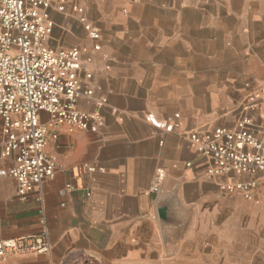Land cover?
I'll use <instances>...</instances> for the list:
<instances>
[{
  "label": "crops",
  "instance_id": "obj_1",
  "mask_svg": "<svg viewBox=\"0 0 264 264\" xmlns=\"http://www.w3.org/2000/svg\"><path fill=\"white\" fill-rule=\"evenodd\" d=\"M243 1L260 0L52 1L47 45L85 48L82 58L92 75L93 95L106 101L97 106L80 98L79 109L99 112L96 130L62 129L45 147L56 164L53 178L42 184L51 251L8 254L0 264H62L77 252L98 264H264L258 232L245 229L233 236L217 230L215 218L210 221L218 195H229L218 188L226 177L207 173L208 161L193 150L186 134L217 126H207L199 114L168 109L155 94L130 90L142 67H161V51L185 47L190 33L215 30L221 25L218 18L228 13L223 5L232 8ZM60 4L64 10H58ZM80 17L98 29L97 40L89 38ZM259 94L260 105L247 111L254 118L264 113ZM148 112L159 119L178 113L176 126L167 132L157 129L145 120ZM243 113L219 126L234 127ZM41 117L47 115L41 112ZM10 163L0 160V167ZM158 168L164 176L155 194L149 187ZM159 200L171 202V223L158 219ZM39 208L33 194L20 198L15 180L0 175V240L38 233Z\"/></svg>",
  "mask_w": 264,
  "mask_h": 264
},
{
  "label": "built area",
  "instance_id": "obj_2",
  "mask_svg": "<svg viewBox=\"0 0 264 264\" xmlns=\"http://www.w3.org/2000/svg\"><path fill=\"white\" fill-rule=\"evenodd\" d=\"M53 0H0V160L10 165L0 167L1 176L16 182L20 198L33 194L39 202L41 230L36 234L0 240V257L8 254L49 253L52 249L45 220L42 184L53 178L55 158L45 147L56 140L60 130L95 131L99 112L77 107L80 98L102 106L106 99L94 97L91 72L85 67V48L72 46L54 49L47 45L52 34L50 8ZM73 10L81 11L73 6ZM58 10H64L63 4ZM89 38L97 40L99 31L84 17ZM94 43L93 49L98 50ZM87 62L90 57H86ZM264 97V87L260 88ZM261 96L250 95L234 127L217 126L205 131L188 132L193 150L208 161L207 173L225 176L218 184L224 194L254 198L257 172L264 170V113L256 118L247 113L257 109ZM41 112L47 115L41 117ZM172 117L159 119L148 112L145 120L157 129L171 131ZM103 171L102 168H98ZM95 171V166H87ZM243 175L245 178H238ZM163 169L155 172L149 191L159 193Z\"/></svg>",
  "mask_w": 264,
  "mask_h": 264
},
{
  "label": "rangeland",
  "instance_id": "obj_3",
  "mask_svg": "<svg viewBox=\"0 0 264 264\" xmlns=\"http://www.w3.org/2000/svg\"><path fill=\"white\" fill-rule=\"evenodd\" d=\"M223 7L228 13L218 18L221 25L188 34L185 47L174 45L161 51V67L138 69L141 75L130 90L155 94L170 110L199 114L207 126L232 121L248 104L249 96L264 87V0ZM255 177L253 199L218 195L216 215L210 218L217 221V230L235 236L248 229L264 240V170ZM62 264L98 263L77 252Z\"/></svg>",
  "mask_w": 264,
  "mask_h": 264
},
{
  "label": "water",
  "instance_id": "obj_4",
  "mask_svg": "<svg viewBox=\"0 0 264 264\" xmlns=\"http://www.w3.org/2000/svg\"><path fill=\"white\" fill-rule=\"evenodd\" d=\"M156 213L158 219L163 223H171L174 219L172 204L168 200H159L157 202Z\"/></svg>",
  "mask_w": 264,
  "mask_h": 264
}]
</instances>
